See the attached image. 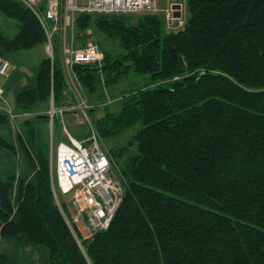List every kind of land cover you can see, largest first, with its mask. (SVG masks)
I'll return each instance as SVG.
<instances>
[{
	"label": "trees",
	"instance_id": "obj_1",
	"mask_svg": "<svg viewBox=\"0 0 264 264\" xmlns=\"http://www.w3.org/2000/svg\"><path fill=\"white\" fill-rule=\"evenodd\" d=\"M185 13L177 31L158 13L75 16L76 40L90 30L103 52L100 66L74 71L99 144L122 139L100 144L121 200L106 228L82 234L53 195L50 163L19 132L15 144L0 134L1 149L24 151L32 167L13 194L14 176L0 178V264H17L8 251L17 244L34 249V264L44 249L45 264H264V0H185ZM0 16V56L44 46L21 0H0ZM59 44L56 35L52 63L45 53L34 87L16 94L20 109L46 119L50 94L61 105L68 91ZM129 75L145 81L97 101Z\"/></svg>",
	"mask_w": 264,
	"mask_h": 264
},
{
	"label": "built area",
	"instance_id": "obj_2",
	"mask_svg": "<svg viewBox=\"0 0 264 264\" xmlns=\"http://www.w3.org/2000/svg\"><path fill=\"white\" fill-rule=\"evenodd\" d=\"M36 15L45 33L44 52L54 58V38L60 43V59L67 86L66 98L61 105L54 103L50 94L45 111L52 131L58 117L62 132L68 142L56 145V176L52 179V192L56 196L55 184L61 194L72 195L75 224L81 225L82 234L106 228L122 195V187L114 176L109 157L101 148L89 116V103L80 80L74 71L77 64L100 66L103 52L95 42L90 30L79 43L74 36V19L78 13L137 14L157 13V0H45L42 11L37 9V0H21ZM164 27L177 31L185 24V6L182 2H170L163 9ZM10 63L0 56V76L7 77ZM4 93L0 83V98ZM6 111L10 117L13 114ZM74 119L76 125L88 127V135L74 137L64 125V115ZM51 150V145H50ZM50 151V169L52 166ZM61 209V208H60ZM78 220V222H77ZM79 230L80 227L78 226Z\"/></svg>",
	"mask_w": 264,
	"mask_h": 264
},
{
	"label": "rangeland",
	"instance_id": "obj_3",
	"mask_svg": "<svg viewBox=\"0 0 264 264\" xmlns=\"http://www.w3.org/2000/svg\"><path fill=\"white\" fill-rule=\"evenodd\" d=\"M170 2L173 3L182 2L183 6H185V0H157V13L160 17L163 16V9ZM1 23L2 22L0 16V28H1ZM9 23L12 24V22ZM98 37L100 40L103 38L102 35L98 36L95 34V38L97 39ZM107 41L111 43V41L109 40ZM112 44H110V46L116 49V45L115 44L112 45ZM44 56H45V52H44L43 44H39L31 49L13 52L5 56V58L10 63V72L7 77L0 76V83L3 85L4 88V93L2 95V98H0V109L2 110L5 109L7 111H10L14 116H13V120H11L9 116L8 121L6 123L4 124L0 123V134H2V136H4L6 139H8L9 141L15 144L16 142L14 141V136L16 132H19V134H21V136L24 139L28 140L30 144V149L32 150V153L35 156L39 152L41 153V156L44 159L46 166L49 165L50 163V151H51V160H52L51 169L53 171V178L55 179L57 141L62 140L64 142H68L66 135L62 132V125L58 117H56V119L54 120L53 129L51 131L48 119L39 117V115H42L41 113L43 112L38 111L39 110L38 108L30 107L24 111L20 109L19 106L16 104V94L20 90H23L24 88L34 87L36 74L39 69L40 62ZM55 56L56 57L58 56L57 51L55 52ZM144 81L145 80L142 78H137V76L129 75L126 79L122 80L120 83L107 84V87L102 89L103 94L101 97H99L97 101L98 102L101 101L104 104L108 102V98L112 99L115 96H118L121 91L127 90L131 87L140 86L144 83ZM102 112H103V105L91 114L92 120L94 121L97 115L102 114ZM63 119H64V125L66 126L67 130L77 139H80L82 136L88 135V127L76 125L74 119L71 116L65 114ZM103 140L104 142L100 143L101 146L104 144V146L107 145L108 148L109 147L113 148L116 142L122 141L121 137L115 139L107 136L104 137ZM50 145H51V150H50ZM6 152H7L6 149H1L0 147V178L7 179V177L14 176V179L10 178L13 182V186H12V194H13V190L15 188V182L18 180V176L20 177L27 176V174L31 172L32 167H31V161L30 159H28L24 151L20 152V156L16 152L15 153L7 152L10 155L7 154ZM113 155H114V161H113L114 166L115 168H118L120 166L121 158L117 157L115 154ZM55 189L60 203V208L62 209V205L65 203L69 209V212L71 214V219L68 220L69 223L73 221L74 217L75 219H77L75 216L73 200L71 198L72 195L61 194L58 188L56 187V184H55ZM8 251H11L13 254H15V257H13V261H15V263L17 264H24L27 262L34 264L36 262V260H34L36 252L31 246H25V244L24 245L17 244L15 245L14 248L10 247ZM44 251L46 253L45 249L43 250V252ZM0 252H5V253L7 252V249H5L3 244H1V237H0ZM45 253L43 256L37 259V261L40 264L46 263Z\"/></svg>",
	"mask_w": 264,
	"mask_h": 264
},
{
	"label": "crops",
	"instance_id": "obj_4",
	"mask_svg": "<svg viewBox=\"0 0 264 264\" xmlns=\"http://www.w3.org/2000/svg\"><path fill=\"white\" fill-rule=\"evenodd\" d=\"M68 116H69V115H68ZM59 141H62V140H59ZM59 141H57V143H58ZM79 227H80V231H81V233H84V232H83L84 230H82V226L80 225Z\"/></svg>",
	"mask_w": 264,
	"mask_h": 264
}]
</instances>
